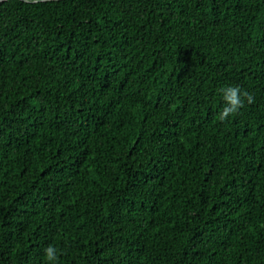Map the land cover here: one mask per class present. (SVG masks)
I'll use <instances>...</instances> for the list:
<instances>
[{
    "label": "trees",
    "instance_id": "obj_1",
    "mask_svg": "<svg viewBox=\"0 0 264 264\" xmlns=\"http://www.w3.org/2000/svg\"><path fill=\"white\" fill-rule=\"evenodd\" d=\"M49 245L264 264V0H0V264Z\"/></svg>",
    "mask_w": 264,
    "mask_h": 264
},
{
    "label": "clouds",
    "instance_id": "obj_2",
    "mask_svg": "<svg viewBox=\"0 0 264 264\" xmlns=\"http://www.w3.org/2000/svg\"><path fill=\"white\" fill-rule=\"evenodd\" d=\"M224 107L219 114L221 121L236 114L244 105L245 101L252 102L249 93L243 91L238 86H226L220 89ZM59 251L54 246H47L43 249L44 264H57Z\"/></svg>",
    "mask_w": 264,
    "mask_h": 264
}]
</instances>
